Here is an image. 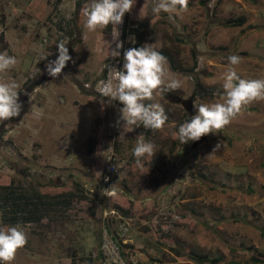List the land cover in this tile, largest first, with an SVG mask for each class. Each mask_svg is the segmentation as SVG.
<instances>
[{
    "label": "rangeland",
    "instance_id": "rangeland-1",
    "mask_svg": "<svg viewBox=\"0 0 264 264\" xmlns=\"http://www.w3.org/2000/svg\"><path fill=\"white\" fill-rule=\"evenodd\" d=\"M88 2L0 0V52L18 61L0 75L21 86L24 122L18 130L21 142L27 140L12 145L17 117L0 123V185L13 179L20 192L9 201L0 198V227L19 225L27 234L12 264H100L103 211L117 205L131 217L127 256L139 254L138 264H210L195 262L188 250L219 254L216 264H258L252 256L264 254V101L246 105L196 146L193 141L180 145L173 134L195 114L193 104L220 102L229 55L242 58L235 69L240 78L264 79V0H188L187 11L171 18L153 12L157 0H136L117 26L118 41L112 38L113 25L108 31L84 29L80 10ZM239 15L245 16L243 25L225 24ZM65 37L74 63L54 79L44 68L58 55L55 43ZM116 42L123 48L113 58L109 51ZM144 44L168 53L181 69H191L194 61L196 67L184 73L167 61L182 87L155 92L154 100L144 103H160L168 120L149 134L142 124L122 133V121L116 128L109 125L115 109L84 83L92 88L109 72L107 66L123 65L124 49ZM195 77L214 88L213 95L193 96ZM113 133L119 167L109 187L117 184L122 191L109 199L102 192L98 145ZM140 134L156 153L137 167L132 150ZM217 142L220 148L212 151ZM28 199L36 209L18 212L32 214L29 221L8 219Z\"/></svg>",
    "mask_w": 264,
    "mask_h": 264
},
{
    "label": "clouds",
    "instance_id": "clouds-1",
    "mask_svg": "<svg viewBox=\"0 0 264 264\" xmlns=\"http://www.w3.org/2000/svg\"><path fill=\"white\" fill-rule=\"evenodd\" d=\"M135 4L136 0H89L80 10L84 18L83 27L88 32H96L111 24L114 26L113 41H118L120 33L117 26L123 23V17L132 11ZM187 7L188 0H157L153 12L158 15L163 11L171 18L172 14L187 11ZM68 43L66 37L55 43L58 55L45 65L44 71L54 79L61 75L68 62L74 63L66 47ZM132 43H135L134 39ZM122 48L123 42H116L109 51L110 56L119 57ZM49 55L50 52L42 60H47ZM241 59L238 55L227 57L228 67L221 77L223 94L220 102L193 104L195 114L173 134L180 145L219 133L241 114L246 105L264 101V79L246 80L237 74L235 69ZM17 63L15 56L8 55L7 51L0 52V74H6ZM107 67L110 75L107 80L99 81L98 92L100 97L107 98L109 104L118 101L122 105L119 109L122 133L131 132L141 124L146 129L163 128L168 120L163 106L157 102L146 105L144 101H153L155 92L175 91L182 87V81L168 67L166 57L150 44H144L123 51L122 68ZM20 87L14 79L0 75V123L19 116L23 107L18 95ZM136 140L132 155L136 158V166L142 167V158H152L156 153L155 146L146 142L142 134ZM219 148L220 142H217L212 151ZM120 191L122 189L117 184L102 189L103 195L109 199L115 198ZM26 244L27 234L19 225L0 227V264H12L17 251Z\"/></svg>",
    "mask_w": 264,
    "mask_h": 264
},
{
    "label": "built area",
    "instance_id": "built-area-1",
    "mask_svg": "<svg viewBox=\"0 0 264 264\" xmlns=\"http://www.w3.org/2000/svg\"><path fill=\"white\" fill-rule=\"evenodd\" d=\"M70 63L72 64L73 62L70 61ZM114 67L122 68V66L119 67L118 65ZM109 75L110 72H105L100 79L93 83L94 86L92 85V88L86 81L84 85L86 88H90L91 90L93 89L94 93L97 94L99 98H101V101L103 99V103L105 105L111 106L115 109L113 116L114 121L113 123H109V125L112 124L113 128H116L119 127V109L122 107V105H120L118 101H113L109 104L107 98L100 97L98 92L99 81L107 80ZM109 134L102 137L98 145L99 155L104 160L103 169L100 172V180L104 185V189L109 188V185L112 182L113 174L118 171L119 167L117 162L118 158L115 153L114 133L111 139L109 138ZM102 216L104 227L100 240V264H138L140 255L135 252L127 256V250L129 248H124L123 246L124 244L131 242V238L128 235L130 229V215L124 214L115 207L110 206L103 211ZM168 226L163 227L168 228Z\"/></svg>",
    "mask_w": 264,
    "mask_h": 264
},
{
    "label": "trees",
    "instance_id": "trees-1",
    "mask_svg": "<svg viewBox=\"0 0 264 264\" xmlns=\"http://www.w3.org/2000/svg\"><path fill=\"white\" fill-rule=\"evenodd\" d=\"M201 2L203 4H206L205 1H201ZM189 5H190V2H188V6ZM127 14H126V19H127ZM244 22H245V16L239 15V16L227 19L225 24L228 25V26H241V25L244 24ZM71 27H73V29L71 28V33L73 34V36H75V40L77 42L78 39L76 37H77V34L79 32L78 24L74 21L72 23ZM110 27H112L111 24L106 27V30L108 31L110 29ZM127 33L128 32H127V30H125V24H124V29H122V37L125 38ZM67 48L69 50V54L71 55L72 50H73V46L69 44ZM160 53H162L166 57V60L168 61L170 67L173 70H178V71L187 73V72H192L194 70V68L196 67V61H194L193 65L191 66V69H189V70H186L184 68L181 69V67L178 66L175 63L173 58L168 53H166L164 51H160ZM213 93H214V88L205 87L203 85V83L199 80V78L195 77V81H194L193 89H192L193 96H199V95L211 96V95H213ZM142 129L147 134L152 132V129H146L143 126H142ZM11 180L12 181H10L9 184L0 185V192L2 191V193H3L2 196H0V198H2L4 201L12 200L11 198H12L13 195H15L16 193H20V192H17L18 186L15 185V184H12V183H14V181H13V179H11ZM127 191L130 192V190H128V189H127ZM7 195H9L11 197H7ZM38 202L40 204V203H42V200L41 201L38 200ZM14 204H16V203L14 202ZM36 205L37 204L34 201H32L31 199H28V202L25 204V206H16L15 210L13 212L11 211V216L8 217V219H12V220L17 221V222L18 221H24V222L29 221L30 217H28V216H31L32 214L29 213L27 215V212H29V208H31V207H33L32 209L35 210L36 209ZM19 207H21V209H23V210H26L27 212L24 215L20 214L18 212ZM115 208L118 209L119 211H121L124 214H128L126 212V210L124 208H122V206H120V205L115 206ZM123 246H124V248H127V247L129 248L130 244L127 243V244H124ZM187 254L189 255V257L192 260H194L197 263H206V262H208L210 264H216L221 259V256L219 254L211 255V254H208V253L196 252L194 250H188ZM252 260L255 263H258V264L259 263H264V254H260V255H257V256L254 255V256H252ZM173 264H179V263H173Z\"/></svg>",
    "mask_w": 264,
    "mask_h": 264
},
{
    "label": "crops",
    "instance_id": "crops-1",
    "mask_svg": "<svg viewBox=\"0 0 264 264\" xmlns=\"http://www.w3.org/2000/svg\"><path fill=\"white\" fill-rule=\"evenodd\" d=\"M29 35V34H28ZM23 38H25V39H27V35H25V36H22ZM21 45V44H20ZM23 108V107H22ZM74 111V110H73ZM73 117V116H72ZM16 118V117H15ZM14 118V119H15ZM24 111H23V109L21 110V112H20V114H19V116H17V121L16 120H12V121H15V123H16V125H17V128H14L13 129V131H12V138H14V142H12V145L14 144V145H21L22 144V142H23V144H27V140H24V141H22L21 142V139H20V134H21V132H22V130H18V124H23V122H24ZM28 127H29V125H27ZM30 128V127H29ZM52 128V127H51ZM26 138H29L28 136H26L25 137V139Z\"/></svg>",
    "mask_w": 264,
    "mask_h": 264
},
{
    "label": "water",
    "instance_id": "water-1",
    "mask_svg": "<svg viewBox=\"0 0 264 264\" xmlns=\"http://www.w3.org/2000/svg\"><path fill=\"white\" fill-rule=\"evenodd\" d=\"M207 135L206 136H203L199 141H195L193 142V146H196L198 143H200L201 141H204L206 139Z\"/></svg>",
    "mask_w": 264,
    "mask_h": 264
},
{
    "label": "flooded vegetation",
    "instance_id": "flooded-vegetation-1",
    "mask_svg": "<svg viewBox=\"0 0 264 264\" xmlns=\"http://www.w3.org/2000/svg\"><path fill=\"white\" fill-rule=\"evenodd\" d=\"M198 145V144H197Z\"/></svg>",
    "mask_w": 264,
    "mask_h": 264
}]
</instances>
